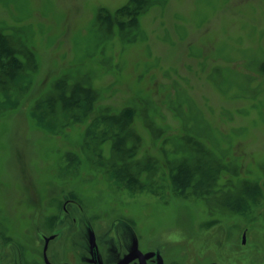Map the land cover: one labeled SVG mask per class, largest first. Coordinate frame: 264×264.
<instances>
[{
  "label": "rangeland",
  "instance_id": "rangeland-1",
  "mask_svg": "<svg viewBox=\"0 0 264 264\" xmlns=\"http://www.w3.org/2000/svg\"><path fill=\"white\" fill-rule=\"evenodd\" d=\"M0 35V232L69 195L264 264V0H0Z\"/></svg>",
  "mask_w": 264,
  "mask_h": 264
},
{
  "label": "flooded vegetation",
  "instance_id": "flooded-vegetation-1",
  "mask_svg": "<svg viewBox=\"0 0 264 264\" xmlns=\"http://www.w3.org/2000/svg\"><path fill=\"white\" fill-rule=\"evenodd\" d=\"M40 208L24 232H0V264H263L243 248L246 231L241 244L180 240L174 232L150 237L124 218L90 216L69 195L55 210Z\"/></svg>",
  "mask_w": 264,
  "mask_h": 264
},
{
  "label": "trees",
  "instance_id": "trees-1",
  "mask_svg": "<svg viewBox=\"0 0 264 264\" xmlns=\"http://www.w3.org/2000/svg\"><path fill=\"white\" fill-rule=\"evenodd\" d=\"M6 44L7 43L5 42V38L2 35H0V65L2 66H4L3 64L4 56L6 55L10 56L12 53V49Z\"/></svg>",
  "mask_w": 264,
  "mask_h": 264
}]
</instances>
